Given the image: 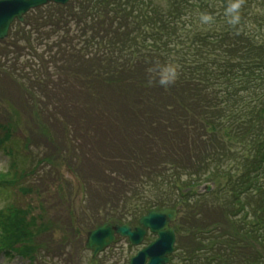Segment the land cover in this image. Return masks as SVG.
Listing matches in <instances>:
<instances>
[{"label":"trees","instance_id":"obj_1","mask_svg":"<svg viewBox=\"0 0 264 264\" xmlns=\"http://www.w3.org/2000/svg\"><path fill=\"white\" fill-rule=\"evenodd\" d=\"M237 2L240 21L232 24L228 9ZM44 8L39 16L27 13L21 28L11 25L0 41L30 54L21 64L19 56L0 53L32 82L17 110L53 120L57 132L44 122L47 135L40 136L60 160H66L62 147L78 152L80 136L109 138L115 156L105 160L123 171L113 173L112 187L141 202L129 215L120 212L123 202L113 205L117 213L108 211L85 229L69 217L73 233L61 228L59 239L48 223L36 228L34 205L11 204L0 210V250L29 264H39V250L66 261L83 248L79 235L98 225H133L151 210L180 208L168 264H264V0H70ZM22 40L26 48L19 47ZM73 119L86 127L79 136ZM27 129L0 120V150L13 156L10 145L34 135L19 137ZM74 156L79 167L91 161ZM197 171H206L203 181H216L217 190L200 194L191 180L177 187L182 173L199 180ZM144 176L166 195L144 198ZM28 177L14 163L0 173V190L35 193L37 186L23 185Z\"/></svg>","mask_w":264,"mask_h":264},{"label":"rangeland","instance_id":"obj_2","mask_svg":"<svg viewBox=\"0 0 264 264\" xmlns=\"http://www.w3.org/2000/svg\"><path fill=\"white\" fill-rule=\"evenodd\" d=\"M44 7L45 6L33 8L30 10L29 14L38 15L37 12H39L40 8H42L40 13H44L46 12ZM258 10L263 11V9L260 7H258ZM14 24H16V29L18 27L21 28L19 22H15ZM25 43L26 42L22 40L18 43V45L19 47H22L24 44V47L26 48L27 46ZM22 49L18 48V46H9L7 43H0V53L7 51V53L9 52L12 55L15 54L16 56H19L20 60H22L21 64L25 63L27 59L30 58V54L27 52L28 50ZM13 68L14 66L12 64V60H7L6 58L0 57V120L9 121V119H11L12 121H17L27 127V131L24 130V132H20L18 134L19 137H24V135H28L29 133L31 134V131H33L34 135L31 136L32 138L30 137L31 139L28 143L31 144L29 146L21 144L20 140L17 144H11L10 146L14 151L13 156L9 155L3 150H0V173L8 171L10 166L13 163H16L19 169H26L25 171H29V177L25 179L23 185H29L35 189L37 186L38 189L35 191V193L30 194H22L17 190H0V210L5 209L11 204L22 208L26 207L28 204L34 205L32 214L37 218L36 228L41 229V222L44 224H50L53 229L52 232L54 239H59L63 235L61 228H63L64 231L66 230V233L63 231L66 236L72 235V229L66 226V219L69 217L70 219H73V222L77 223L79 226L81 224L83 229H85L88 225L91 227L94 221L102 220V218L107 216L108 211L115 212L111 207L113 205H118L121 202H123V206L125 205L126 208L125 210H121V213L129 215L131 212H135L136 203L138 206L141 201L135 199V197L131 198L127 194L115 191L116 186L112 187L111 181L116 179V176L113 173L121 174L123 171H118L120 170V167L118 166H115L117 170H113V168L112 171L110 164L105 160L106 158H110V156H115L113 147L107 142L109 141V138H106L104 141L97 142L96 139L98 138H93L92 136L87 135H85L84 138L80 136L79 139H81V142H78L74 145V149H77L78 152L74 150L76 153H73L71 151L73 148L66 149L62 147L64 149L63 154L66 156V160H60L59 158L51 157L55 145L46 143L47 141L44 139L47 138V136L41 137L44 135V131L45 135H47V133L46 130L41 128L40 123L45 122V124H48L47 126H49L52 131L54 130L57 132L58 129L54 126H50L53 120L49 121L44 116L40 118V116L38 117L37 115H34V113L33 116H31L29 113H26L23 110L22 114L18 112L17 108L21 109L20 103L24 97V90L28 87L31 88L32 82L27 80V76L23 73L22 78L18 74H15ZM19 84L23 87L22 89L17 86ZM46 101L47 100L44 99V103H46ZM44 103L40 102L39 108L42 110H45L44 108L46 107ZM48 109L51 111L53 110L55 114H58L57 117L60 118L59 120L65 119L61 113L59 114L57 110H54L52 105H50L47 110ZM71 125L77 127V129H73V132L77 130L78 136L81 132V129H86V127H84V125L81 123L78 124V121L75 119L72 120ZM79 125H81L80 128ZM70 129H72V126ZM32 140L34 141V144H32ZM80 145L84 146L82 150L80 149ZM67 146L70 147V143ZM76 154L80 155L81 157L83 156L84 160L91 159L92 162L90 161L86 167L76 166L74 156ZM46 155L49 158L51 157L53 160L51 162L48 160L40 161ZM73 171H75L76 174L78 173V175H80L87 184H82L81 186L79 179L76 177L75 172ZM204 172L206 173V171L195 172V174L197 173V176H200L199 180L184 173L180 174L178 176L179 182L177 180V187L181 186L183 189L184 186L190 182L189 180H191L192 185L196 186L199 184L194 188L197 190V192L199 187L204 183L211 185V189L207 193L216 191V181H203V179L206 178L204 176ZM145 174L147 173L145 172ZM172 176V174H169L168 178H171ZM168 178L166 180L167 182ZM174 178L175 176L172 179ZM143 179H145L142 184L144 198L145 196L147 197L149 195L152 199H155L160 196V192L161 195H166L161 191L163 188H158L159 184L157 180L145 176ZM111 191H114L115 194H111ZM214 198L213 199L215 202H221L220 198ZM110 200L113 203L109 202ZM61 219H63V223L65 224L63 227L59 225L62 224ZM58 225L60 230H58ZM78 225L77 227H79ZM79 239H81L79 244H82L83 248H78L76 251L73 249V255L69 254L68 260H61L58 255L55 256L57 258L46 257L47 254H44L43 250H39L38 263L42 264L40 263V260L42 261L44 259L46 263L43 264H59V261L62 263L64 262L63 264H66L67 261H73L75 264L79 262L80 264H88L91 253L84 248L86 233L80 234ZM154 239V235L147 234L139 246H133L126 238H121L117 241V243L112 245L109 250H106L99 255V264H126L127 262L131 261V258L135 256L139 250L148 245L149 242ZM44 240L45 238L43 241ZM52 246L53 247H51L49 250H51L52 253L53 251L55 253L58 249L54 245ZM67 251H69V248ZM52 253H50L49 256H53ZM29 263L30 262L28 259H24L18 256V254H14L12 257H9L6 255V252L0 250V264Z\"/></svg>","mask_w":264,"mask_h":264},{"label":"water","instance_id":"obj_3","mask_svg":"<svg viewBox=\"0 0 264 264\" xmlns=\"http://www.w3.org/2000/svg\"><path fill=\"white\" fill-rule=\"evenodd\" d=\"M69 0H0V39L8 35L10 24L15 20L22 21L23 15L30 9L43 6L49 2L65 4ZM210 184L202 190L209 191ZM177 218L175 209L151 211L142 216L139 225L133 229L126 225L103 224L87 234L85 247L92 252L91 264L95 263L97 254L115 240V234L127 237L133 245H139L146 231L154 233L157 238L141 249L130 261V264H166L174 250L175 231L173 223Z\"/></svg>","mask_w":264,"mask_h":264},{"label":"clouds","instance_id":"obj_4","mask_svg":"<svg viewBox=\"0 0 264 264\" xmlns=\"http://www.w3.org/2000/svg\"><path fill=\"white\" fill-rule=\"evenodd\" d=\"M239 8H240V4L238 2L237 3H233L229 7L228 14L231 17V19L229 21L230 23H232V24L239 23V21H240ZM169 82L170 81H168L167 79H164V80L161 81L162 84H167Z\"/></svg>","mask_w":264,"mask_h":264}]
</instances>
